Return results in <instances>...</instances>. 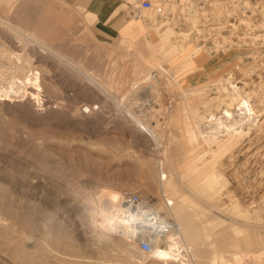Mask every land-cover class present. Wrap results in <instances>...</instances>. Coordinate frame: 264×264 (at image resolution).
<instances>
[{"label":"rangeland","instance_id":"obj_1","mask_svg":"<svg viewBox=\"0 0 264 264\" xmlns=\"http://www.w3.org/2000/svg\"><path fill=\"white\" fill-rule=\"evenodd\" d=\"M217 1L213 6L209 1L205 8L224 14L230 11L236 17L249 15L253 20L259 19L257 22L263 20L256 6L261 0L249 4L252 6L249 9L246 0H239L236 6L233 0ZM170 2L166 0L162 12L147 11L146 18L136 21H141L146 30L152 17L159 22L174 16V21L178 19L177 27H181L185 13L179 8L172 10ZM200 4L196 0L193 6L202 13L205 9ZM123 7L129 14L133 6L126 2ZM188 10L186 13L192 15ZM0 16L34 27L37 32L41 28L39 35H46L59 54L71 61L68 64L59 59L49 60L44 54L36 60L43 75L42 96L63 101L67 115L53 117L44 112L30 116L17 108L0 105V264H182L181 260L164 261L152 253L140 252L132 244L135 238L130 230L126 229V234L110 229L98 195L105 197L112 191L137 192L161 208L163 215L171 220L165 197L174 196L177 200L184 195L190 213L188 221L192 228L195 226L192 230L196 264H213L215 252L229 264H264V192L256 193L255 198L248 193L254 173L246 163L240 164L244 157L235 161L228 155L233 150L226 155L212 150L216 148L214 142L206 143L201 133L192 138L177 112L181 100L179 89L186 85L187 78V85H197L220 75L225 85L231 87L226 88L229 92L244 93L254 88L262 93L264 83L261 85L259 81H264V41L256 45H231L228 49L220 47L219 51L213 46L207 51L206 74L204 70L190 72L184 67L173 76L172 61L160 59L156 42L149 34L147 44L139 43L141 37L132 38L137 40L132 45L127 42L131 38L101 41L95 37L84 8L74 0H0ZM6 33L0 29V43L8 50L22 52V46L12 42L13 32ZM152 56L156 60H151L154 63L150 64V70L159 76L163 86L160 109L157 110V103L151 108L145 106L138 117L149 118L151 127L156 124L157 141L133 114L139 107L130 104L129 95L125 99L122 95L132 88L133 74L137 76L139 68L148 64ZM74 63L84 66L85 75ZM252 64L254 75L242 76L240 71ZM236 65L241 67L235 68L238 75L232 72ZM200 72L204 75H199ZM173 78L175 81L167 84ZM101 82L110 83L107 93L101 89ZM172 98L174 107L168 109ZM198 103L204 124L209 111L200 100ZM36 106L37 103L33 109ZM243 123L245 131L253 129L249 121ZM193 126L189 124V128ZM139 136L143 139H138ZM156 142L169 160L164 168L173 171V175L168 174L163 180L156 168L155 152L159 150ZM144 168H148L151 178L150 175L145 178ZM219 168L223 175L217 174ZM212 172L213 179L208 175ZM237 237L239 247L241 242L250 240L251 244L242 243V248H238ZM127 245H131L130 250Z\"/></svg>","mask_w":264,"mask_h":264},{"label":"bare ground","instance_id":"obj_2","mask_svg":"<svg viewBox=\"0 0 264 264\" xmlns=\"http://www.w3.org/2000/svg\"><path fill=\"white\" fill-rule=\"evenodd\" d=\"M169 1H172L170 2V4L172 3L171 5H173L172 10L176 11L175 9L179 8L181 12L185 13V17H183L185 22H183V25L181 27H177L176 23L178 19H176L177 21H174V16H168L165 21L160 20L159 22L155 20V17L151 16V27L148 26V28H146V34L139 41V43L147 44L146 38L149 34L152 37V40L156 42L157 52L160 55V59H162V61H172L170 67V72L172 75L184 67H187V70L190 72L205 69L208 63L207 51L213 46L214 50L219 51L220 47L227 48L231 45L246 46L256 45L261 42L263 44L264 25L261 20L257 22L259 19L253 20L254 18L249 15H237L240 17H236L235 13L234 15L229 14L230 11L228 14H224L221 11L216 10L215 12L214 9L210 10L209 8H205L204 4H207L210 1L209 5L213 6L219 3L217 0H199V4L200 2H203V4H200L201 8L205 9L201 11L202 13H199V10L193 6L195 5L196 0ZM157 2L158 5L161 6V9L165 7L166 0H157ZM192 7L195 9L193 10ZM187 9L191 10L193 14H187ZM189 10L187 12H189ZM1 28L5 32H9L8 34H11L10 31L13 32V36L11 35L12 42L17 45H21L22 52L8 50L5 45H3V43H0V105L6 106L8 108H17L18 110H22L25 113L27 112L30 114V116H38L39 113V115H41V113L44 112L53 117L67 115V112H65L67 110L63 108V101H57V98H52L50 96H42L43 75L41 69H38L40 66H37L38 63H36V60L38 59L37 57H39V55H41L42 58V55L44 54V58H48L49 60L59 59L68 64H71V61L67 57H64V55L59 54L57 48L48 40H46V35H39L40 31H43L41 28L40 31L37 32L35 29H33L34 27L32 28L30 26L23 25L22 22L18 23L17 21L14 22V20L11 21V19L8 17L1 18L0 16V29ZM54 28V26H51V29ZM45 30L46 28L44 31ZM7 33L6 35H8ZM2 38L3 37H1V39ZM219 38L221 40H219ZM221 41H224L225 43H222ZM127 42H129L131 45L136 44V42L133 41ZM147 46L150 48V44ZM154 58L155 56H152V58L148 59V64H145L139 68V74L137 76H135L136 74H133L132 88L127 90L128 92L124 90L125 92L122 94L124 99L125 96L129 95L128 98L130 100V104L135 107L137 106V108L139 107L135 112L133 111V114L137 117L140 116V109L145 106L147 108H151L152 105L157 103L158 107L156 108L157 110L160 109V103L158 104V102L161 99V89L163 86L161 85L159 76L150 70V64L154 63L156 60ZM242 58H239L240 61H242ZM151 60L154 62H151ZM254 66L255 65L253 64L248 66V69L246 68L243 71L241 70L240 72L242 73L240 74H242V76H247V78L251 75H254L252 74L255 72H252L254 70ZM75 67L78 69L81 68V72H83L85 75V69L83 65L76 64ZM239 67V65H236L232 69V72L236 74L235 71H237V69L235 68ZM222 78L223 76L216 75L211 79L210 82L197 85H187L188 80L186 79V85L179 89V93H181V100L178 105L177 112L180 115V120L184 122L185 131L191 132L193 134L192 138H195L196 133L198 135L201 133L206 143L209 144L214 142L216 148L212 150L219 153L224 152L225 155L229 152H232L231 150H233V153L228 155L231 156L235 161L236 159L238 161L240 157H244L240 164L246 163L250 169L246 170L252 171L254 173H251V175H253V179L251 181L252 184L248 185L249 195L254 196L256 193L258 194L264 192V91L262 90V93H258L254 88L252 89L250 87L251 90L244 91V93L237 91L235 92V90L234 92H229L228 89H231V87L228 84L230 87L228 88L225 85L227 83H225ZM165 79L168 78L166 77ZM171 80H169L167 84H171L173 81H175L174 78ZM122 81L123 80H121V82ZM259 82L260 84L261 82L264 83L262 80ZM230 84H232V82ZM100 86L101 89L107 93L108 91L106 88H109L110 83L101 82ZM245 86H247V84ZM240 89H238V91ZM210 90L213 91L208 93ZM226 91L228 93H226ZM208 94L213 95H209L208 97ZM199 100L204 104L203 106L208 108L209 111L208 113L206 112L207 115L204 116L206 120L204 124L202 123L201 110H199ZM35 102L37 103L38 107L36 106V108L34 107L33 109V106L36 104ZM121 102H123V98ZM118 105L122 106V103H118ZM129 107L132 108L130 105ZM87 117L88 116H86V119H88ZM245 117L246 119L243 121V118ZM138 119L140 122H143V125L145 126L144 127L141 125L142 128L146 130V132L148 131L149 135H151L152 138L157 141L158 137L156 135L155 129L156 124L151 127L150 123L148 122L149 118L142 120L140 117H138ZM242 121H249L251 124H253V129H248L245 131V124ZM140 122L138 123L140 124ZM168 122L172 124L173 119L169 117ZM190 123H193L195 126L189 128ZM202 124L204 128L201 127ZM138 139H143V137L139 136ZM157 143L158 146L156 148H159V150L155 152V157L157 156L156 168L160 179L163 180L168 176V174L173 175V171L170 167L164 168V165L166 167L169 164V160L167 157H165V153L160 151V143L156 142V144ZM152 163L154 164L155 162L153 161ZM212 168L214 169V167ZM142 171L145 174V178L150 175L148 168H144ZM236 173L238 174V172ZM217 174L223 175L221 168L217 170ZM208 175L209 178L211 177L212 179L215 177V173L213 172L212 174L208 173ZM148 178H151V175ZM124 193L125 192L112 191L108 196L105 197L103 196L105 194L102 195L100 193L101 196L98 195V201L100 200L101 205H103V207L106 209L104 210V215L105 219L107 220V225H111V230H118L122 233L126 232V234L127 231L125 230H130L131 234L135 238L134 243L132 244H136L138 249L139 240L141 238L150 240L152 249L147 253H152V255L159 260H181L182 264H196L195 255L197 248H195L196 240L193 236L192 230L195 229V226L192 228L190 222L188 221L190 213L185 206L186 202H184V195H182L181 198L177 200H175L174 196L165 197L164 204L173 220L167 216L162 219L168 223V225H170V231L166 234V236H160L159 234L155 233L150 224L148 226L145 213L126 208L123 203ZM253 198H255V196ZM154 207V211H161V208H159L157 205H154ZM137 223L140 224L138 225ZM30 226L37 228L36 225ZM239 230L241 229L239 228ZM138 231L141 232L140 235H138ZM131 234L129 236H132ZM249 239L247 238L246 240ZM238 241L240 240H237V243ZM245 243L251 244L250 240L248 242L245 241ZM237 247L239 248V245ZM127 248H131V245H127ZM140 252L142 251L140 250ZM215 256L216 255L213 256V261L216 260ZM213 264L218 263L213 262Z\"/></svg>","mask_w":264,"mask_h":264},{"label":"crops","instance_id":"obj_3","mask_svg":"<svg viewBox=\"0 0 264 264\" xmlns=\"http://www.w3.org/2000/svg\"><path fill=\"white\" fill-rule=\"evenodd\" d=\"M74 1L75 4L84 8L85 13L88 15L89 19H91L90 26L94 32L95 37L101 41L109 42L113 41L115 38H120L121 40H130L131 38V41L137 42V40H134L132 38L141 37V40L146 34L145 26L142 25L141 21H136V19H139L140 17L131 16L126 13V9L123 7V4L127 2V4L130 5L128 0ZM203 70L205 71V73L200 72L201 74L199 75L206 74L209 68H205ZM174 111L173 113H175ZM238 243L237 246L239 245ZM242 243H244V246L245 244H248L245 242H241L239 248H242ZM259 243L260 242H257L256 244ZM238 253H241V251H238ZM216 254H218V252H215V255ZM216 258V262L218 264H229L225 260V257L221 254L216 255Z\"/></svg>","mask_w":264,"mask_h":264},{"label":"built area","instance_id":"obj_4","mask_svg":"<svg viewBox=\"0 0 264 264\" xmlns=\"http://www.w3.org/2000/svg\"><path fill=\"white\" fill-rule=\"evenodd\" d=\"M239 0H233L234 6ZM243 0H240L239 2H242ZM256 0H246L244 3L249 8H252L253 3H255ZM130 5L133 7L129 10V15L140 17V18H146L145 13L147 11L156 10L157 12H162L161 6L158 5L157 0H133V2L129 1ZM256 6L259 8V11L262 15V22L264 25V0L256 2ZM174 98L170 99L168 102V109H172L174 107ZM123 203L126 206L127 209L135 210V211H141L145 213L146 221L149 226V224L152 226L156 234H159L160 236H166V234L170 231V225L163 221L165 215L161 211H154L153 208L154 205L149 201L143 199L139 193L137 192H131L127 191L123 195ZM138 225L140 223H137ZM139 249L142 252H150L152 249V244L150 240L146 238H141L139 240Z\"/></svg>","mask_w":264,"mask_h":264}]
</instances>
